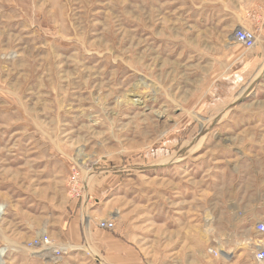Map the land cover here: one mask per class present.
I'll return each mask as SVG.
<instances>
[{
	"label": "rangeland",
	"instance_id": "obj_1",
	"mask_svg": "<svg viewBox=\"0 0 264 264\" xmlns=\"http://www.w3.org/2000/svg\"><path fill=\"white\" fill-rule=\"evenodd\" d=\"M259 14L264 0H0V264H65L32 245L73 250L53 230L95 198L148 264H259Z\"/></svg>",
	"mask_w": 264,
	"mask_h": 264
},
{
	"label": "crops",
	"instance_id": "obj_2",
	"mask_svg": "<svg viewBox=\"0 0 264 264\" xmlns=\"http://www.w3.org/2000/svg\"><path fill=\"white\" fill-rule=\"evenodd\" d=\"M258 15L260 27L264 26V16ZM255 48V49H254ZM253 48V54L260 60L263 45L258 44ZM95 204L84 205L74 216L66 221L61 220L59 226L53 230V238H59V242L71 243V249L62 260L64 263L76 264H148L147 255L130 247L129 241L122 229V224L117 217L105 215L108 219L114 218L116 230L107 232L97 226L96 216L102 202L95 198ZM97 207L96 209H94ZM111 212V211H110ZM110 214V213H109ZM99 218V217H98ZM73 251V252H71ZM35 258L43 259L40 255ZM53 259L52 256H49ZM75 259V261L73 260ZM61 260V259H60Z\"/></svg>",
	"mask_w": 264,
	"mask_h": 264
},
{
	"label": "built area",
	"instance_id": "obj_3",
	"mask_svg": "<svg viewBox=\"0 0 264 264\" xmlns=\"http://www.w3.org/2000/svg\"><path fill=\"white\" fill-rule=\"evenodd\" d=\"M233 38L236 42L240 43L246 49H253L257 45L258 39L257 33L254 30H250L244 27L237 28L233 34ZM79 176V171H75L73 173L72 181L74 183H77L80 178ZM97 226L101 229L113 230L116 227V222L114 218L100 219L97 223ZM255 232L257 233V235H261L262 237L255 240V242L252 244L254 245L252 249L253 259L259 264H264V221H259L255 225ZM32 246H42L46 249V252L52 251V253L50 254L55 260H58L65 256L69 250L67 249L68 246L54 244L47 235H41L34 241ZM209 251L211 253H216L211 250ZM43 258L46 259L48 257L44 256Z\"/></svg>",
	"mask_w": 264,
	"mask_h": 264
},
{
	"label": "bare ground",
	"instance_id": "obj_4",
	"mask_svg": "<svg viewBox=\"0 0 264 264\" xmlns=\"http://www.w3.org/2000/svg\"><path fill=\"white\" fill-rule=\"evenodd\" d=\"M132 92V91H131ZM130 95H132V97H131V101L132 102H138V103H141V102H144V101H142V95H140L137 91H133ZM157 115L158 116H165V112L164 111H161V112H158L157 113ZM81 152V151H80ZM35 247H40L41 249H43L44 250V252L43 253H52V251H49V252H46V249L44 248V247H42V246H35ZM5 251L3 250V249H1L0 250V262H3L2 261V255H3V253H4ZM38 255H40V254H38ZM43 255V254H42ZM51 255V254H50ZM49 255V256H50ZM49 258V257H48Z\"/></svg>",
	"mask_w": 264,
	"mask_h": 264
}]
</instances>
